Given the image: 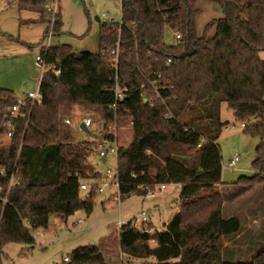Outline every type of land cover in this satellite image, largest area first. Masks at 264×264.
I'll list each match as a JSON object with an SVG mask.
<instances>
[{
  "label": "trees",
  "instance_id": "1",
  "mask_svg": "<svg viewBox=\"0 0 264 264\" xmlns=\"http://www.w3.org/2000/svg\"><path fill=\"white\" fill-rule=\"evenodd\" d=\"M199 1L121 0L122 30L118 21L102 23L99 52L76 51L67 43L43 47L61 73L43 75V102L35 105L29 123L9 111L17 101L14 90L0 87V255L10 241L33 246L31 229L49 227L52 216L92 212L98 191L93 188L84 198L81 184L101 177L90 162L98 154L97 143L77 140L74 127L64 122L81 106L96 124L116 116L121 125L132 123L130 141L118 154L120 197L180 183V211L165 230L155 233L129 221L99 244L76 247L62 264H108L105 256L112 252L154 257L156 264H233L224 262L223 238L238 233L242 221L222 212L221 103L226 101L245 123V133L264 138V0H210L225 13L208 23L216 24L211 37L196 29ZM45 2L19 0V5L46 12ZM60 26L56 19L54 29ZM167 28L179 31L181 42L168 43ZM48 33L49 26L45 37ZM119 37L121 80L141 85L144 78L136 76L140 66L163 72L174 83L165 103L150 106L141 96L143 89L133 88L118 110L113 108L115 69L103 51ZM169 57L170 67L165 64ZM10 118L12 137L6 136L5 127ZM2 135L9 144H3ZM256 151L254 174L242 175L237 183H264V139ZM253 264H264V251Z\"/></svg>",
  "mask_w": 264,
  "mask_h": 264
},
{
  "label": "rangeland",
  "instance_id": "2",
  "mask_svg": "<svg viewBox=\"0 0 264 264\" xmlns=\"http://www.w3.org/2000/svg\"><path fill=\"white\" fill-rule=\"evenodd\" d=\"M199 7L201 10L196 16V29L199 34L211 37L216 33V24L207 25L223 17L224 8L220 3L210 0H200ZM58 11L57 19L61 26L54 29V26H50L49 13L30 7L21 9L19 0H0V87L13 89L17 98L39 89L41 73L36 56L43 53V47L67 43L76 51L99 52L101 24L111 18L118 21L122 14L121 0H60ZM48 26L49 33L45 37ZM165 38L168 43L174 42L171 29L167 28ZM260 56L264 59V50L260 51ZM86 113L81 106H76L73 113V127L79 141L95 140L100 136L98 125H94L90 132L79 129ZM220 118L225 123L218 139L225 182L223 187L219 186L222 212L223 216L236 215L242 221V229L238 233L223 238V258L228 263L253 264L255 258L264 251V183L237 181L242 175L254 174L256 150L264 138L245 133L242 121L236 118L226 101L221 103ZM131 133L130 128H120L122 144L129 143ZM1 138L4 145L9 144L8 137L2 135ZM235 153H238L239 160L235 165H230ZM90 162L101 173V177L89 179V189L82 190V196L87 197L95 185L102 186L106 180L109 182L103 192L95 193L92 212L88 214L85 209H80L57 219L56 224L53 223L49 229H31L36 238L33 246L7 242L0 255V264H62L65 262L64 257H71L76 247L99 244L116 230L119 231L122 224L132 221L135 226L141 227L144 224L142 211L148 212L159 228H163L165 222L173 218L175 199L162 212L150 213V207L159 196L156 190L155 195L149 194L148 197L138 194L123 199L120 197L114 180L105 178L108 169L116 171L118 168L116 154L105 157L95 154ZM150 243L152 246L158 244L156 240ZM125 254L115 256L113 252L106 253L105 259L108 264H156L154 257L127 263Z\"/></svg>",
  "mask_w": 264,
  "mask_h": 264
},
{
  "label": "built area",
  "instance_id": "3",
  "mask_svg": "<svg viewBox=\"0 0 264 264\" xmlns=\"http://www.w3.org/2000/svg\"><path fill=\"white\" fill-rule=\"evenodd\" d=\"M60 0H46L45 2V11L50 14V26H54L57 15H58V9H59ZM108 23L114 24L117 21H115L113 18L109 19L107 21ZM118 31L119 33L122 30L123 26V20L122 17H120V20H118ZM173 38L175 44H178L181 42L182 35L179 31L173 30ZM49 46L46 47V50H48ZM103 53L107 54L111 60L112 66L115 69V77H114V84H113V92L115 95V103L113 105V108L117 111L119 107V102L121 100H124L130 91H132L133 88L136 89H143L141 96L145 102H148L150 106H154L158 100L162 101V103H165V94L169 92L170 89L174 87V83L163 74V72H158L155 68L149 67L144 68L142 66L139 67L136 76L139 77L141 75L144 78V81L139 86H131L127 84L125 81L121 80L120 77V53H121V41L120 37L116 41L115 45L111 48H107L103 51ZM46 53H41L40 55L36 56V62L39 67V71L41 73L40 80H39V89L37 91H30L27 93L24 97L17 98L16 103L10 108V113L13 117H22L25 120L30 121L31 111L37 104H42L43 102V96L40 90L41 86V80L43 75L46 71L53 70L56 75H60L61 69L60 67L53 62H50L46 58ZM166 66L170 67L173 64V59L171 57L167 58L165 62ZM151 69V70H150ZM150 70V71H149ZM173 114L170 111L168 114V117H172ZM73 117H65L64 122L71 124L73 126ZM84 123L85 126L89 129L88 131L81 128V123ZM94 125H98V127L101 129L100 136L95 139L97 143V149L98 154L102 157L107 156L108 154L114 153L117 156V163H118V154H119V148L121 145H123L120 141V128H131V125H121L119 123L118 116L110 122H99L96 124L94 117L90 114H86L80 124L79 129L84 130L86 132H90L93 129ZM242 125L244 126L245 123L243 122ZM5 127L8 129L6 136L12 137L14 135V120L8 119L5 122ZM200 145V144H199ZM239 160L238 153H235L234 157L230 161V165H235L236 162ZM105 178H112L114 180V183L120 188V181H119V171L118 168L116 171H113L111 169H108ZM109 182L106 180L103 182L102 186L95 185L93 188H95L98 192L104 191V186H107ZM90 184L87 181H83L81 184L82 190H88ZM155 195L154 191H149L146 195ZM142 219L144 224L141 227H138L142 231L145 232H151L152 228L148 225V222L150 220L149 214L146 211H142ZM123 225V224H122ZM122 225L119 226V229H121ZM64 260L70 261V257L66 256L64 257ZM123 263V262H122Z\"/></svg>",
  "mask_w": 264,
  "mask_h": 264
},
{
  "label": "crops",
  "instance_id": "4",
  "mask_svg": "<svg viewBox=\"0 0 264 264\" xmlns=\"http://www.w3.org/2000/svg\"><path fill=\"white\" fill-rule=\"evenodd\" d=\"M85 181L88 182V180H85ZM219 186H220V188L223 187L224 183L220 184ZM181 187H182V185L180 183H162V184H158L156 186L155 190L157 191V193H159V196L153 202V206L150 207V213L151 212L157 213L158 211L162 212V209H164L166 207V205H168V203L170 201H172L173 199H175V205L172 206V211L174 212L173 216L177 212H179L180 211V206H179V201L180 200L179 199H180ZM155 190H153V191H155ZM145 197H148V196L146 195ZM176 200H177V203H176ZM165 212H167L166 209H165ZM228 216H231V215H228ZM228 216H224V217H228ZM59 218L62 219L63 217L54 216V219H53L52 223L50 224V226H52L53 223L55 225L56 222H57L56 220L59 219ZM170 220L165 222V226L163 228H159L158 226L155 225L154 219H152L150 217L148 225L152 228L151 233H155L156 231L165 230L166 226L170 222ZM49 227H46V229H49Z\"/></svg>",
  "mask_w": 264,
  "mask_h": 264
},
{
  "label": "water",
  "instance_id": "5",
  "mask_svg": "<svg viewBox=\"0 0 264 264\" xmlns=\"http://www.w3.org/2000/svg\"><path fill=\"white\" fill-rule=\"evenodd\" d=\"M96 18L98 19V21H100V17L97 15L96 16ZM81 128L82 129H84V130H86V131H88L89 129L87 128V126H85V124L82 122L81 123ZM54 219V216H52V220ZM126 255V258L128 259V260H126V262L128 263V262H130V261H136L135 259L136 258H133V257H131L130 255H128V254H125Z\"/></svg>",
  "mask_w": 264,
  "mask_h": 264
}]
</instances>
